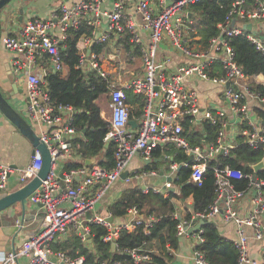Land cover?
I'll return each mask as SVG.
<instances>
[{
	"label": "built area",
	"instance_id": "built-area-1",
	"mask_svg": "<svg viewBox=\"0 0 264 264\" xmlns=\"http://www.w3.org/2000/svg\"><path fill=\"white\" fill-rule=\"evenodd\" d=\"M105 1L61 3L45 19L28 18L15 36L0 37V44L11 53L13 76L25 85V118L51 158L46 178L26 199L38 208L34 220L39 227L18 250L6 252L0 264H16L19 258H25L28 264H83V257L72 259L54 250L53 244L73 234L89 249L93 225L106 230L101 240L110 247L114 244V250L118 249L116 239L121 230L141 226L148 233L155 219L146 218L135 206L121 221L113 218L112 222L108 221L113 217L110 213L102 217L96 210L132 159L139 157L149 163L157 147L173 146L188 157L187 161L170 164L171 181L165 182L164 192L171 188L180 168H189L190 181L200 186L209 162L228 155L238 136L249 147L262 150L264 159V119L255 117L249 106L253 99L264 100L238 65L229 44L231 38L240 36L264 55V0L219 3L226 9L224 22L217 24V35L205 44L187 8L200 0H137L131 4L115 0L109 10L104 9ZM102 19L107 21L103 30ZM83 24L90 28V35L81 36L75 69L82 77L96 75L106 84L108 113L102 116L108 126L102 142L112 144L114 149V166L110 170L95 159L91 164L66 169L68 163L83 161L72 146L78 134L72 124L76 110L53 102L46 82L49 74L65 75L61 49L66 48L69 32ZM96 44L103 47L99 53L93 50ZM106 47L110 54L105 55ZM135 51L141 66L138 70L127 69L125 62L134 60ZM123 52L125 61L119 58ZM126 90L143 101L135 128L128 124L132 119ZM205 125L214 128L212 140L206 139ZM185 130L203 134L201 143L191 144ZM41 163L36 152L30 163L19 170L20 187L36 176ZM13 172L11 165L0 161V194L6 191ZM211 172L215 189L208 211L192 213L189 221L175 214L179 220L176 236L192 240L191 264H207L198 248L203 242L201 225L197 229L194 226L200 220L213 221L218 216L235 226V238L227 240L237 253L236 264H264V245L259 258L251 255V241L264 242V178L256 176L264 173V167L257 174H245L215 163ZM156 174L132 172L124 180L139 181ZM238 180H247V187L236 188L233 181ZM140 191L161 193L158 188L146 186ZM122 253L133 264H149L151 260L150 252L140 248H127Z\"/></svg>",
	"mask_w": 264,
	"mask_h": 264
},
{
	"label": "trees",
	"instance_id": "trees-1",
	"mask_svg": "<svg viewBox=\"0 0 264 264\" xmlns=\"http://www.w3.org/2000/svg\"><path fill=\"white\" fill-rule=\"evenodd\" d=\"M219 3L225 0H200L196 4H189L187 8L192 13L196 28L202 36L205 44L209 38L216 36L218 23H223L226 9L220 8ZM88 30L80 26L77 30L69 32L65 41L66 48L61 49L62 58L67 67L66 77L57 74H49L46 77L47 86L53 102L61 105L72 106L76 113L73 117V126L78 130V136L73 140V147L77 154L83 158H96L97 163L110 170L114 166V149L112 144L105 146L102 139L107 132V122L101 117L99 99L107 93L106 84L96 75L82 77L75 69L78 62L77 44L82 35H87ZM236 54V61L246 76L261 74L264 76V55L257 52L243 37H233L229 40ZM93 50L99 53L100 45H94ZM254 90L264 100V84L255 86ZM127 102L131 105L129 118L137 120L141 115L143 101L140 96L126 91ZM258 115L264 119V111L258 109ZM186 129V128H185ZM204 134L207 140L214 138V128L205 125ZM185 137L191 144H200L203 134L188 132ZM172 157V160L170 158ZM263 157L260 149L249 147L242 136L236 138L235 146L230 149L228 155L219 156L217 161L209 162L206 173L200 186L190 181V169L180 168L176 173L173 184L179 187V193L169 192L166 196L153 193H142L136 186L123 191L121 197L109 206V212L114 217H125L127 210L136 207L146 218H154L155 221L148 229L143 231L141 226L133 230H121L116 239L117 250L112 251L109 244L104 243L101 237L106 230L99 226L91 227V248L82 244L77 236L70 234L65 240L53 244L54 250L65 252L70 258L83 257V264H133L130 257L122 251L127 248H140L150 252L149 264H170L173 260V251L178 249L179 240L176 236V227L179 220L176 218V208L172 198L185 199L192 197V212L184 219L191 220L192 213H205L208 211L214 198V177L211 166L215 163L221 166L228 165L231 168L241 170L245 174L254 173L251 166L257 164ZM166 161L170 164L187 161L188 157L181 150L171 147H157L152 152V161L144 164L138 173L158 171L161 163L156 160ZM169 164V165H170ZM80 163H72L67 169L77 168ZM257 178H264V173L259 172ZM238 189L247 187V180L233 181ZM203 242L198 248L205 255L207 264H236L237 253L232 243L224 238L218 231L214 221H206L201 225Z\"/></svg>",
	"mask_w": 264,
	"mask_h": 264
},
{
	"label": "crops",
	"instance_id": "crops-1",
	"mask_svg": "<svg viewBox=\"0 0 264 264\" xmlns=\"http://www.w3.org/2000/svg\"><path fill=\"white\" fill-rule=\"evenodd\" d=\"M77 1L80 0H13L12 3L9 5V8L11 9V13L8 20L4 19L5 12L2 13V16L0 18V37L5 35L15 36L28 18L36 17L39 19H45L49 16L52 9L54 7H57L59 4L61 3L72 4ZM114 1L115 0H106L103 5L104 9L109 10ZM136 1L137 0H124V2H126L127 4H131ZM191 18H193L192 13H191ZM106 24H107L106 19H102L100 29L103 30ZM81 26H84L88 30V34L82 35V37L90 35L89 34L90 28L86 24H83ZM80 39L77 44V50H79V47L81 45ZM100 46L101 48H103L102 45ZM126 48H129L128 45H126ZM108 49L110 48L106 47L105 55ZM120 56L122 57L121 60L125 61L126 59L125 53L123 52ZM135 59H137L138 61L137 66L127 67V63L125 62V67L127 69L138 70L141 66L140 59L138 58V51H135L134 60ZM10 60H11V53L6 51L3 48V46L0 44V89L3 92L5 98L11 103L13 108L29 125L27 119L25 118V113H24L26 107L25 85L22 81L16 80V78L13 76V73L10 68ZM134 60L129 62L132 63L134 62ZM66 75H67V67H66V73L63 76V78L66 77ZM12 77L15 78V82H14L16 86L15 90L12 89V82H11ZM249 79L252 87L264 84V76H262L261 74L251 76L249 77ZM198 87H201L199 83H198ZM19 90H21V93H19ZM201 95H202L201 96L202 100H204V95L203 94ZM103 96H107V94H104ZM102 98L103 97L99 99V102ZM249 106L252 110V114L255 117L261 118L257 112L258 109H262L264 111V102H261L257 99H253L249 102ZM107 113L108 111L106 112V114H104L102 110L101 117L103 118L102 115L105 116L107 115ZM132 120L135 121V119ZM78 135L79 134H76L74 138H76ZM74 138L72 139V146H73ZM73 150L75 151L74 147ZM31 151H32V147L30 143L24 136H22L18 128L14 126V124L11 123L6 118H2L0 121V161H2L5 164L11 165L14 168V172L9 176L7 189L4 193L0 194V197L20 188L19 170L25 168L30 163L32 158ZM80 157L83 159L82 162H73V163H80L81 165L84 164L87 165V164H91L92 162L91 159H95L97 162L96 158L85 159L82 156ZM89 161L90 163H88ZM156 161L161 163V165L159 166L160 167L159 170L155 171L157 173L156 175L143 176L142 178H140L139 181H137L134 178H130L129 181H125L124 179L117 180L105 193V195L99 202L96 213L102 217L108 215V213H110L108 209L109 206L121 197L123 191L132 188L134 186L138 187L139 189L145 186L150 188H158L161 190V193L159 194L166 196L169 193L168 192L169 189L166 190V192H164L163 187L165 182H167L168 177L171 176L169 171L170 163L166 161V158H164V161L161 162L159 160ZM68 164H72V163H68ZM68 164H66V166ZM144 164L146 163H143L139 157H134L130 162L126 171L129 175L132 172L138 173V170H141ZM160 172H162L163 175H160ZM173 181L174 180H172V182ZM171 188H175V191L173 193L175 194L179 193V189H180L179 187H176L174 184H172ZM172 203L176 208L177 216L180 217L181 219H183V217H185L188 213L192 212V197L190 196L185 199L172 198ZM37 209L38 208L35 205H32L27 201H25V211L23 217H22V209L19 204L13 205L11 208H9L8 211H6V213H4V215L0 217V259L3 257L4 254H6V252L12 250H18L21 243L24 240H26L28 236L35 233V231L38 229L39 227L38 221L34 220L35 218L34 214L38 212ZM40 215L41 214L39 213L38 216ZM113 218L114 221H121L124 217L113 216ZM213 221L216 224L219 233L224 238L230 240L235 238V226L233 224L224 223L219 216L214 218ZM17 222L22 227L18 228V230L15 231L13 229V226H15ZM263 222H264V216H263ZM66 238L61 239L60 241H63ZM178 240H179L178 241L179 246L177 250L173 251L172 253L173 260L170 264H191V260H190L191 241H192L191 238L184 236L182 238H179ZM251 245H252L251 247L252 257L259 258L260 248L264 245V242L251 241ZM16 264H28V261L25 258H19Z\"/></svg>",
	"mask_w": 264,
	"mask_h": 264
},
{
	"label": "water",
	"instance_id": "water-1",
	"mask_svg": "<svg viewBox=\"0 0 264 264\" xmlns=\"http://www.w3.org/2000/svg\"><path fill=\"white\" fill-rule=\"evenodd\" d=\"M13 0H0V18L2 16V13L5 12L4 19L8 20L11 9L9 8V5L12 3ZM174 1H181V0H174ZM233 25V22L231 23ZM247 29L250 28L249 25L246 26ZM12 89L15 90L16 86L14 84L15 78L12 77ZM19 93H21V90H19ZM2 118H6L11 123L14 124L24 136L28 142L30 143L32 147L31 156H34L36 152L39 153L41 157V167L40 170L37 172L36 176L28 181L26 184H24L19 189L9 192L5 194L4 196L0 197V217L6 213V211L9 210L13 205L19 204L22 209V217L25 211V201L27 197L33 193L41 184V182L46 178L47 174L49 173V170L51 168V158L49 155L48 150L46 147L40 142L39 137L36 135V133L30 128V126L26 123V121L19 115V113L13 108L11 103L5 98L3 95V92L0 89V121ZM131 127H136V122L133 120H130L128 123ZM107 146V144H105ZM160 161V159H158ZM90 163V161L88 162ZM264 167V159H261L257 164L251 166V169L254 173H258L260 169ZM127 171H124L121 175V179H125L127 177ZM160 175H163L162 172H160ZM62 176V175H61ZM167 181H171V178L168 177ZM175 188H170L168 192H174ZM129 217H126V220H128ZM22 220V219H21ZM109 222L113 221V217H110L108 219ZM206 223V220H200L197 225H195V229L198 228L199 225H203ZM20 228L18 226V222L15 226H13V229L15 231ZM191 230L189 229V232ZM112 251L114 249V244H111Z\"/></svg>",
	"mask_w": 264,
	"mask_h": 264
},
{
	"label": "rangeland",
	"instance_id": "rangeland-1",
	"mask_svg": "<svg viewBox=\"0 0 264 264\" xmlns=\"http://www.w3.org/2000/svg\"><path fill=\"white\" fill-rule=\"evenodd\" d=\"M107 54H110L109 52H107ZM119 58L121 59L122 57L119 56ZM127 63V67L129 66H137L138 65V61L137 59L134 60V62H126ZM103 98L100 100L99 102V106L101 107V109L103 110L104 114H106V112L108 111V97L107 96H102Z\"/></svg>",
	"mask_w": 264,
	"mask_h": 264
}]
</instances>
